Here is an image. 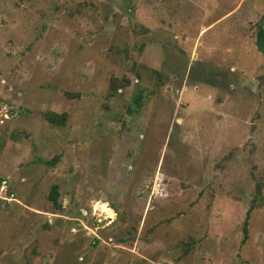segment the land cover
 <instances>
[{
	"label": "rangeland",
	"instance_id": "374dc122",
	"mask_svg": "<svg viewBox=\"0 0 264 264\" xmlns=\"http://www.w3.org/2000/svg\"><path fill=\"white\" fill-rule=\"evenodd\" d=\"M260 27L264 0H0V264H264Z\"/></svg>",
	"mask_w": 264,
	"mask_h": 264
},
{
	"label": "trees",
	"instance_id": "16d2710c",
	"mask_svg": "<svg viewBox=\"0 0 264 264\" xmlns=\"http://www.w3.org/2000/svg\"><path fill=\"white\" fill-rule=\"evenodd\" d=\"M257 45H258V48L261 50V52L264 53V27H260L258 31ZM46 116L51 122L60 123V124L64 122V114H59L56 112H48ZM51 197H52V200L54 201V204L57 207H60L61 204L58 202V187L56 185L53 186L52 188ZM249 213L250 212H248L247 218L245 220V225L247 224Z\"/></svg>",
	"mask_w": 264,
	"mask_h": 264
},
{
	"label": "built area",
	"instance_id": "2783aa9c",
	"mask_svg": "<svg viewBox=\"0 0 264 264\" xmlns=\"http://www.w3.org/2000/svg\"><path fill=\"white\" fill-rule=\"evenodd\" d=\"M6 116L8 115L5 114V117ZM14 199V194L8 190L7 179L0 176V200L12 201Z\"/></svg>",
	"mask_w": 264,
	"mask_h": 264
}]
</instances>
